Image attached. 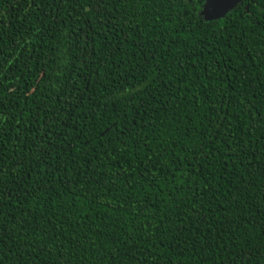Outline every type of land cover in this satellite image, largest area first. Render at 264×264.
Segmentation results:
<instances>
[{"label":"trees","instance_id":"16d2710c","mask_svg":"<svg viewBox=\"0 0 264 264\" xmlns=\"http://www.w3.org/2000/svg\"><path fill=\"white\" fill-rule=\"evenodd\" d=\"M0 0V264H264V0Z\"/></svg>","mask_w":264,"mask_h":264},{"label":"water","instance_id":"95a60500","mask_svg":"<svg viewBox=\"0 0 264 264\" xmlns=\"http://www.w3.org/2000/svg\"><path fill=\"white\" fill-rule=\"evenodd\" d=\"M242 0H205L200 16L206 22L220 20L231 12Z\"/></svg>","mask_w":264,"mask_h":264}]
</instances>
